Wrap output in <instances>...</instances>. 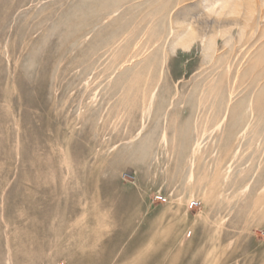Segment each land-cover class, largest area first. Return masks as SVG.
Returning <instances> with one entry per match:
<instances>
[{"label": "rangeland", "instance_id": "rangeland-1", "mask_svg": "<svg viewBox=\"0 0 264 264\" xmlns=\"http://www.w3.org/2000/svg\"><path fill=\"white\" fill-rule=\"evenodd\" d=\"M209 1L0 0V264H264V0Z\"/></svg>", "mask_w": 264, "mask_h": 264}, {"label": "bare ground", "instance_id": "bare-ground-1", "mask_svg": "<svg viewBox=\"0 0 264 264\" xmlns=\"http://www.w3.org/2000/svg\"><path fill=\"white\" fill-rule=\"evenodd\" d=\"M208 3H211L213 9L217 7L218 13L224 12L226 15H229V14L236 13L240 7L251 8L252 3H255V0H210ZM254 6H255V4H254ZM252 10H251V12H252ZM179 19H180L179 15L177 14L176 17L171 20V23H174V22L175 23H178V22L180 23ZM183 21L187 22L186 24L188 26H186V29H183V30H181V32H177V33L172 31L173 32L172 33L173 34V38H172L171 46H172L173 49H175V47H177V46H180V47L184 48V50H185V48H189L190 43L195 38H197L198 35L202 37L206 33V30H205L206 28L204 29L203 27L202 28L193 27L192 21H190V17H185ZM237 21L238 20H236V19H228V20H223V24H222L219 21L214 20L213 21L214 29H217L218 27H222V26H226L227 27V25L238 24ZM205 23H207V22L205 21ZM213 46H214V43H213ZM205 127H206V125H205ZM197 144H198V141L196 142L194 150H196ZM165 201H166V199H165Z\"/></svg>", "mask_w": 264, "mask_h": 264}, {"label": "built area", "instance_id": "built-area-1", "mask_svg": "<svg viewBox=\"0 0 264 264\" xmlns=\"http://www.w3.org/2000/svg\"><path fill=\"white\" fill-rule=\"evenodd\" d=\"M162 200L165 201V198H162ZM196 204H197L196 201H190L189 208H193Z\"/></svg>", "mask_w": 264, "mask_h": 264}, {"label": "clouds", "instance_id": "clouds-1", "mask_svg": "<svg viewBox=\"0 0 264 264\" xmlns=\"http://www.w3.org/2000/svg\"><path fill=\"white\" fill-rule=\"evenodd\" d=\"M208 11H209V12H211L212 10H211V9H209Z\"/></svg>", "mask_w": 264, "mask_h": 264}]
</instances>
